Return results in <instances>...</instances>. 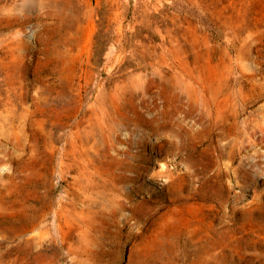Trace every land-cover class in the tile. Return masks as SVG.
Returning <instances> with one entry per match:
<instances>
[{"label":"rangeland","instance_id":"1","mask_svg":"<svg viewBox=\"0 0 264 264\" xmlns=\"http://www.w3.org/2000/svg\"><path fill=\"white\" fill-rule=\"evenodd\" d=\"M0 264H264V0H0Z\"/></svg>","mask_w":264,"mask_h":264}]
</instances>
